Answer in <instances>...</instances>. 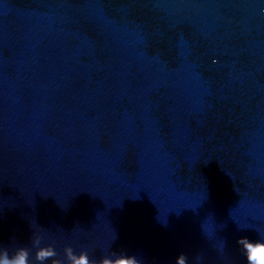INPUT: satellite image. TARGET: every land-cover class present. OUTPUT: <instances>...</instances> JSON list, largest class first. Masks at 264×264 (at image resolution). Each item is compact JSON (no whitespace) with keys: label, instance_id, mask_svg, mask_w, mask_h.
Instances as JSON below:
<instances>
[{"label":"water","instance_id":"water-1","mask_svg":"<svg viewBox=\"0 0 264 264\" xmlns=\"http://www.w3.org/2000/svg\"><path fill=\"white\" fill-rule=\"evenodd\" d=\"M34 233L61 257L247 264L264 0H0V243Z\"/></svg>","mask_w":264,"mask_h":264},{"label":"clouds","instance_id":"clouds-1","mask_svg":"<svg viewBox=\"0 0 264 264\" xmlns=\"http://www.w3.org/2000/svg\"><path fill=\"white\" fill-rule=\"evenodd\" d=\"M241 243L247 264H264V234L256 239L241 238ZM50 256L56 257V264H143L142 258L126 250L111 249L96 257L87 247L77 250L71 243L64 245L61 257L55 244L46 241L40 233L33 234L31 246L21 245L10 250L0 243V264H47ZM177 264H187L186 254H178Z\"/></svg>","mask_w":264,"mask_h":264}]
</instances>
